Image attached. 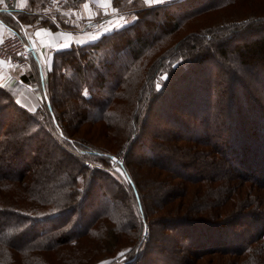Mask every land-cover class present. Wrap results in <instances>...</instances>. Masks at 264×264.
<instances>
[{"label":"trees","instance_id":"1","mask_svg":"<svg viewBox=\"0 0 264 264\" xmlns=\"http://www.w3.org/2000/svg\"><path fill=\"white\" fill-rule=\"evenodd\" d=\"M84 1L66 6L79 11ZM112 1L138 20L58 50L41 80L43 105L31 109L19 99L17 83L0 82V264L59 263L61 247L79 249L84 241L82 256L97 254L88 258L93 264L120 251L125 238L142 243L124 264H145L160 241L146 206L144 191L152 188L163 210L155 220L172 232L183 228L163 263L264 264V12L193 28L166 47L187 20L237 0L192 9L188 2L197 0ZM185 7L189 12L180 15ZM0 18L23 37L29 22L80 29L74 18L53 19L35 3L2 11ZM102 51L97 64L91 57ZM86 123L100 124L116 141L125 131L128 137L120 146H103L75 136ZM138 144L144 148L140 157L134 155ZM112 157L125 177L108 168ZM132 159L154 169L150 187L135 176ZM36 167L39 173L27 181ZM80 175L87 179L83 186ZM245 180L252 184L245 186ZM144 227L149 237L140 240ZM108 244L109 253L95 250Z\"/></svg>","mask_w":264,"mask_h":264},{"label":"rangeland","instance_id":"2","mask_svg":"<svg viewBox=\"0 0 264 264\" xmlns=\"http://www.w3.org/2000/svg\"><path fill=\"white\" fill-rule=\"evenodd\" d=\"M3 1H5V0H3ZM20 1H23L27 4L26 8H28L30 5H32V3H35L37 10L41 11L42 13L44 12V13L49 14L53 19H56L59 14H67L72 19L74 18L76 21L75 23L77 24V27H82V29L87 28L88 25H90L92 22L96 21V18L101 20L102 18L105 17L106 20H108V22L112 23L111 27H115L116 25H119V24H124V21H126V20L131 21L130 23H127L125 25V26H128L131 23L138 20L137 19L138 15L135 12H134V14H132L133 10H130L127 13L119 12V14L116 12L115 15H117V17H115V15H114V17H115L114 18L113 12H111V11L108 12L109 11L108 6H112V5L116 6L113 4V1H111V0H110L111 2L109 4H108V0H105V2H103L104 6H100V7L94 6V9H92V11H94V13H92L90 15H88V10L85 11L84 8H82L80 11H77V10L74 11L72 7H68L66 5L61 6L63 8H60V9H58L59 7H57V8L52 7V6L48 7L50 4V0H20ZM140 1L142 3L138 2L139 4H146V5L157 4V3L148 4V3H145V0H140ZM167 1H171V0H166V2ZM210 1L212 2V0H197V2L196 1H189L187 4L188 5L187 7L192 9L195 6L196 7L200 6L203 2L209 3ZM16 4L17 3H15V5ZM34 7H35V5H34ZM102 7H104V9ZM187 7H185V9L181 10L180 11L181 13H179V14L181 15L184 10H185L184 13H186V12L188 13L189 11H187V10H189V9ZM92 8H93V6H92ZM96 8H99V9H96ZM105 8H108L107 11L105 10ZM118 10L120 11L119 7H118ZM249 11H254V12H257L258 14L261 12H264V0H237V3H235V4L233 3V5H230L229 7L216 8L212 11H202L201 14L198 15V17H193L190 20H187L185 25H182V27H180L178 30H176V32L169 38V42L167 43L166 47L168 45L174 44L175 41H177L184 34H187L189 32V30H191L193 28H202V27L211 28V27H216V25H219V24H226V23L230 24L231 22H234V20L243 18L245 16V14ZM87 15H88V17H87ZM177 20H178V18H177ZM29 23L33 24L36 27H40V26L44 25V24L41 25L37 22L36 23L29 22ZM119 28H121V27H115L114 29H119ZM245 37L247 38V37H249V35L246 34ZM104 57H105V54L102 51L100 53H96V54L92 55L91 58L95 63L100 64V61ZM17 68H20V67H17ZM29 68L33 69L32 74H34V77L31 76V79L33 81H35V83L32 82V87H33L32 90H33V94L36 96V102H33V103H36V105L32 106L30 108L35 110L44 104L45 94H44L43 86L41 87V81L38 80V69H37V67L32 66V62H31ZM47 72H49V70ZM47 72H46V75H47ZM69 72H71V70H69ZM162 77L167 78V73L166 72L160 73V78L162 79ZM166 78H164V79H166ZM12 85H15V84H12ZM16 89H17V95L19 96V99L22 101V97H23L22 93L25 91V84L18 82ZM191 101H192V99H190V101L186 100L185 104L190 106ZM23 102L27 105V102L25 100H23ZM10 113L11 112L9 111V114ZM9 116L4 118L6 123H8L10 121ZM75 122H77V121H75ZM165 122H167V120L164 118V123ZM117 128L121 130L120 127H117ZM122 128H124V127H122ZM76 129L77 130H76L75 136H86L87 138L92 139L94 142H97V144H101L103 146H113L114 143H117L120 146L124 142L126 137H128L126 134V131H125V132H123L124 135L123 134L119 135L118 140L116 141L115 139L109 137L105 132H103L104 128H102L100 126V124L99 125L93 124V123H90V124L86 123L84 125L79 124L76 127ZM151 129L152 128L148 127L147 130L144 132L145 138H148V136L151 135L150 134ZM134 149H135V153H136L134 155L138 156V157H140L141 152L144 151V148H142L139 144L136 145L134 147ZM6 153L9 154L8 156H10V154H12L9 147L6 148ZM56 156H58V155L56 154ZM56 156L53 157L52 159H42L39 162L38 166L42 167L41 165H43V163H46L48 161H51V162L55 161L57 158ZM132 162L134 163V172H135V176L137 177V179L140 181H143L145 185L150 187L151 186V178L154 176V173H155L154 169L150 168L149 166H145V164L142 163L140 160H137V161L135 160V162H138L140 164V166L135 164L133 159H132ZM8 164H12V161L9 162ZM14 164L18 165V163L17 164L14 163ZM110 164L111 165L108 168L114 173V175H116L118 178L125 177V174L121 175V172L122 173H124V172H123L121 166L116 164L115 160H111ZM225 165L226 164H224L223 166H225ZM117 169H120V171L119 172L116 171ZM247 169L248 168H246L245 173L248 174V176L255 175V173L253 171H250ZM39 170H40V168H38V167L31 169L29 172L30 174H29V178L27 179V181H30L33 178L35 179V177L39 173ZM149 175H151V176L149 177ZM79 179H80L79 180L80 186H83L86 183L87 179L83 175H80ZM153 182H155V181H153ZM245 182H246V180H245ZM251 184H252V182L251 183L246 182L245 186L251 185ZM144 192L147 196H149V199H146V201H147L146 206H148L149 209L152 210V212L154 214L153 215V218L155 221L154 223H156L155 225L157 226V229H158L156 231V232H158V233H156V237H158V239L160 238V241L158 240V242L155 243L156 245L158 244V247L157 248L156 247L151 248L149 253L146 255L145 264H167V263H163L164 258L167 254L172 253L173 249L177 247L176 244L179 241V238L181 235L180 232H182L183 228L182 229L180 228L179 230L177 229V230L172 232L169 228H167L168 224L156 221L155 220L156 217L159 216V214L163 213L162 208L159 206V202H155L157 200V198H159L158 197L159 193H158L156 188H152L149 190L145 189ZM155 194H156V196H155ZM168 206H170V205H168ZM261 223L264 224V220L261 219ZM110 226L113 229V225L110 224ZM148 228L149 227H144L143 229H141L140 234H139L141 237L140 240H143V238L148 239V237H149ZM145 230H147L146 235L144 234ZM119 236L122 239V236L120 234H119ZM94 240L97 242V244H99V245L101 244L102 239L94 238ZM138 240L137 241L135 240V242L130 243V241H128L125 238L123 244L121 245L120 251L114 250V253L109 254V256L106 257L105 259L98 260L93 264H124L127 260H129L133 256L134 257L137 256L138 247H139L140 243H142V241H138ZM243 241H245V239ZM233 242H234V238H233ZM85 246H87L86 241L83 242L82 247H85ZM111 246H112L111 244H108L106 246L102 245V247H96L95 250L99 254H103V252H104L103 250L106 249V251L109 253ZM65 247H61L59 252H57L58 253L57 262H59V263H55V264H89L88 258L97 256V254H93V252L91 251L90 256H88V253H87L86 257H83L82 256L83 252L80 249L82 247H80L78 249L77 246H70L71 247L70 250H68V247L67 248H65ZM121 253H124V255H121ZM71 258H73V259L71 260ZM188 258L193 259V257H191L190 255ZM200 261H201V264H205L207 259H202Z\"/></svg>","mask_w":264,"mask_h":264},{"label":"crops","instance_id":"3","mask_svg":"<svg viewBox=\"0 0 264 264\" xmlns=\"http://www.w3.org/2000/svg\"><path fill=\"white\" fill-rule=\"evenodd\" d=\"M111 1L108 0V4ZM16 3L17 4L12 7V9H25L27 7V4L23 1L17 0ZM7 4V0L3 1V3H0V13L2 11L4 12L9 10L6 7ZM85 5H87V7H85ZM82 6L85 11L88 10V15L94 13V11H92V9H94V6L91 2L85 0ZM102 8L104 9V7ZM108 8H105V10L107 11L108 9V12H113V17L116 12L118 14L120 12L118 10V6L112 5L108 6ZM73 10L76 11L77 9ZM132 14H134V12ZM115 17H117V15H115ZM96 20L99 19L96 18ZM111 24L112 23L109 22L107 26L108 28H113L112 31H114L115 27H111ZM106 29L107 28L103 27L99 30H94L90 27V25H88L87 28L82 29V27H80L78 31H71L69 29L63 28L54 30L45 25L36 27L31 23L24 24L22 29L24 37L27 41L31 40L33 46L35 47V50L31 55V62L32 66H36L39 70L38 80H43L45 78L46 72L48 70L50 71L53 68V61L58 50L67 49L71 47L73 43H87L88 41L97 40L101 38V36L105 33H108L105 31ZM14 30L0 18V39L4 35L9 34ZM37 32H39V35H37ZM32 72V68H17L15 66L6 64L2 60L0 61V82H9L11 84L20 82L22 84H25V91L22 93V101L25 100L29 107L36 105V103H33L36 102V96L33 94L32 90V82L35 83V81L31 79V76L34 77V74H32Z\"/></svg>","mask_w":264,"mask_h":264},{"label":"built area","instance_id":"4","mask_svg":"<svg viewBox=\"0 0 264 264\" xmlns=\"http://www.w3.org/2000/svg\"><path fill=\"white\" fill-rule=\"evenodd\" d=\"M70 0H50L48 7H59L66 5ZM92 3L93 6H104L105 0H87ZM7 9L15 6L16 0H7ZM108 20H96L90 24V27L94 30H99L103 27L108 29ZM35 47L31 40L27 41L17 30L12 31L9 34L4 35L0 39V61L2 60L6 64L20 67L29 68L31 64V55L34 52ZM147 234V230L144 231Z\"/></svg>","mask_w":264,"mask_h":264},{"label":"snow or ice","instance_id":"5","mask_svg":"<svg viewBox=\"0 0 264 264\" xmlns=\"http://www.w3.org/2000/svg\"><path fill=\"white\" fill-rule=\"evenodd\" d=\"M163 2H166V0H145V3H148V4H152V3H163ZM0 3H3V0H0ZM85 7H87V5H85ZM131 21H124V24H119V25H116L115 27H124L127 23H130ZM113 28H108L106 29L105 31L106 32H109V31H112ZM37 35H39V32H37ZM166 77H162V79H164ZM85 95H87V92H85ZM113 160H115V157H112ZM116 171H120V169H117ZM121 175H124V173L121 172ZM126 179H129V182H130V178H127ZM137 199H139V197L137 196ZM55 213H49V215H54ZM121 255H124V253H121Z\"/></svg>","mask_w":264,"mask_h":264}]
</instances>
